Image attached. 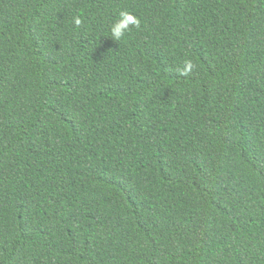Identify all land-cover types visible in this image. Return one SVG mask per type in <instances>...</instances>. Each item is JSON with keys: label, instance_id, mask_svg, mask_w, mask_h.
Returning a JSON list of instances; mask_svg holds the SVG:
<instances>
[{"label": "trees", "instance_id": "obj_1", "mask_svg": "<svg viewBox=\"0 0 264 264\" xmlns=\"http://www.w3.org/2000/svg\"><path fill=\"white\" fill-rule=\"evenodd\" d=\"M0 264H264V0H0Z\"/></svg>", "mask_w": 264, "mask_h": 264}, {"label": "clouds", "instance_id": "obj_2", "mask_svg": "<svg viewBox=\"0 0 264 264\" xmlns=\"http://www.w3.org/2000/svg\"><path fill=\"white\" fill-rule=\"evenodd\" d=\"M74 23L79 26L81 24L80 19L76 18ZM130 26L139 27L140 20L130 14L127 11H121L119 13V19H117L110 28L111 38L114 41H119L130 29ZM191 68V64L187 65V69Z\"/></svg>", "mask_w": 264, "mask_h": 264}]
</instances>
